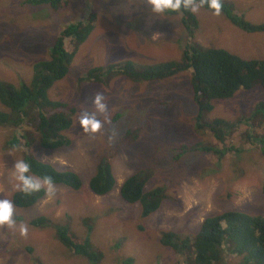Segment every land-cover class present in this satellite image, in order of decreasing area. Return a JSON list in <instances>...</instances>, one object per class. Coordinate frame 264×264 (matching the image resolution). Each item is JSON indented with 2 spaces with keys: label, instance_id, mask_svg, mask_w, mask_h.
Listing matches in <instances>:
<instances>
[{
  "label": "rangeland",
  "instance_id": "374dc122",
  "mask_svg": "<svg viewBox=\"0 0 264 264\" xmlns=\"http://www.w3.org/2000/svg\"><path fill=\"white\" fill-rule=\"evenodd\" d=\"M224 1L232 3L252 24H264V0ZM90 12L95 13V22L88 39L76 50L67 75L48 91L51 101L76 108L74 124L65 135L70 145L56 151L42 150L33 143L30 148L40 161L76 172L82 187L75 191L56 186L53 198L45 196L30 209L15 208V229L0 228V264H91L67 252L55 239L53 228L30 229L28 220L42 215L53 224L68 225L78 235L89 237L103 254L97 264H125L127 260L130 264H178L176 255L159 242L163 231L193 236L206 217L226 210L264 216V157L259 149L241 145L243 151L224 156L220 168L214 165V157L198 152H185L175 160V141L177 145H223L195 128L197 111L190 71L140 83L122 73H101V84L86 76L95 67L108 69L132 63L141 69L179 60L189 42L224 49L243 59L262 60L264 33H243L223 15L199 8L195 12L199 28L189 39L182 32L179 16H156L146 0H69L67 6L56 9L28 6L23 0H0V82H29L33 65L48 58L62 27L85 21ZM97 93L105 97L107 111L103 114L95 113L92 103ZM258 102H264L260 86L239 90L230 99L213 101V110L205 120L234 121ZM82 110L96 114L103 125L100 132L93 135L82 131ZM117 113L121 114L118 123L112 124ZM23 126L0 127V199L12 200L18 191L12 167L27 152L22 148L25 141L21 140L20 146L11 141L21 139L22 133H28L29 141L36 139L32 125ZM127 129H139L135 142L124 139ZM243 130L244 126L239 128L232 141H238ZM256 131L263 136L264 126ZM100 154L107 155L116 178L114 191L103 197L92 195L88 188ZM142 170L149 179L145 190L160 185L167 195L160 208L147 217H141L139 203L126 204L118 194L123 180ZM21 225L28 227L26 236L19 233ZM222 264H242V259L225 257Z\"/></svg>",
  "mask_w": 264,
  "mask_h": 264
},
{
  "label": "trees",
  "instance_id": "16d2710c",
  "mask_svg": "<svg viewBox=\"0 0 264 264\" xmlns=\"http://www.w3.org/2000/svg\"><path fill=\"white\" fill-rule=\"evenodd\" d=\"M24 4L32 7L47 6L56 9L67 6L69 0H23ZM200 0H193V6H199ZM221 15L237 30L247 34L264 33V24H252L242 14L235 11L232 3L222 0ZM212 12L207 4L200 7ZM180 17L183 34L193 38L199 28L195 13L181 9L180 13H168ZM95 22V13L90 12L85 21L69 24L62 27L54 37L50 46L48 58L36 62L32 68L29 82L12 83L0 82V127L23 128L24 123L31 124L36 139L29 141L28 133H22L21 139L13 138V145L22 148L23 159L31 164V173L34 176L45 175L53 177L56 186L67 187L78 191L82 187L79 175L72 170H60L52 164L42 162L31 152V143L45 151H56L70 145L65 135L74 124L76 108L54 102L48 98V91L53 85L62 80L68 73L73 56L88 39ZM185 32V33H184ZM106 71V72H105ZM190 71V90L193 103L196 106L197 130L206 131L212 139L221 143L222 148L200 143L177 145L175 151L179 157L185 152H198L206 157L216 159V167L220 168L224 156L230 153H241V145L259 149L260 156L264 157V139L256 129L264 126V102H258L248 114H242L234 121L214 119L204 123L202 118L213 110L212 102L232 98L239 90L249 91L255 86L264 89V58L262 60L243 59L227 50L219 48H203L197 43H186L182 48L179 60L160 62L156 65L136 69L132 63L121 66H111L108 69L95 67L90 69L86 76L93 82L99 81L101 73L113 76L122 73L133 82H152L172 78L178 74ZM118 115H114L112 124H117ZM244 126L243 133L238 135V141H232L237 130ZM204 129V130H203ZM140 136L139 129H127L124 139L135 142ZM226 141H229L226 144ZM258 142V144H256ZM95 171L90 177L88 188L97 196L110 193L115 186V177L107 155L100 154ZM105 158V159H104ZM146 170L138 171L124 179L119 187L122 201L127 204L139 203L141 217L155 213L167 198L165 189L160 185L145 190L148 181ZM264 196V183L261 186ZM46 196L44 190L25 196L16 191L12 196L15 208L30 209ZM23 222V221H22ZM55 222V221H54ZM30 229L53 228L54 237L67 252L97 264L103 254L95 249L89 238H82L70 226L53 224L49 218L41 216L28 220ZM90 228V226H87ZM92 228V227H91ZM160 244L170 249L175 255L178 264H222L225 257H239L242 264H264V216L247 215L237 210H226L221 214L206 217L193 236L181 235L175 232L163 231L160 234ZM28 251H31L28 248ZM131 261H125L130 264ZM37 264H44L38 261Z\"/></svg>",
  "mask_w": 264,
  "mask_h": 264
},
{
  "label": "clouds",
  "instance_id": "9594fccd",
  "mask_svg": "<svg viewBox=\"0 0 264 264\" xmlns=\"http://www.w3.org/2000/svg\"><path fill=\"white\" fill-rule=\"evenodd\" d=\"M146 2L148 6L151 8V12L154 15L160 16V17H165L166 14L168 13H180L181 9L191 10L193 13H195L199 10L200 7L204 6V4H207V7L212 11L213 15L219 16L221 14V10L223 7L222 0H200L199 6H193V0H146ZM257 34H260V33H257ZM104 101H105V97L102 93H97L94 96L92 103L95 108V113L103 114L107 111V105ZM95 113H89L86 110H82L79 115V126L85 134L95 135L96 133L100 132L101 128L103 127L101 121L97 118ZM210 113L206 114L202 118V121L204 123H208L205 120V118ZM195 125H196V116H195ZM30 173H31V164L28 161L24 159H17L14 161V164L12 167V176L14 180L16 181V184H15L16 190L23 193L25 196H31L34 193H38L41 190H44L48 199H51L56 195L57 188H56L53 177L48 176V175H45L43 177H38ZM115 186H116V178H115ZM115 186L113 190L106 195L111 194L114 191ZM119 187H118V194H119ZM89 191L92 195L97 196L93 194L90 189ZM97 197H103V196H97ZM119 197H120V194H119ZM14 215H15V205L13 201L7 198L0 199V228L15 229L16 220L14 219ZM34 229L46 230L47 228H34ZM91 229L92 228H89V231H91ZM19 233L21 236H26L28 233L27 225H21L19 227ZM82 238H87V236H83ZM71 254L75 255L74 253H71Z\"/></svg>",
  "mask_w": 264,
  "mask_h": 264
}]
</instances>
